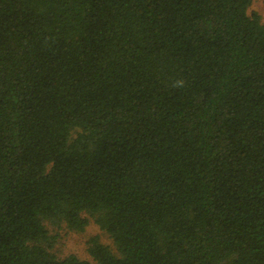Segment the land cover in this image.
I'll return each instance as SVG.
<instances>
[{
	"label": "trees",
	"instance_id": "16d2710c",
	"mask_svg": "<svg viewBox=\"0 0 264 264\" xmlns=\"http://www.w3.org/2000/svg\"><path fill=\"white\" fill-rule=\"evenodd\" d=\"M252 1L0 0V264H264Z\"/></svg>",
	"mask_w": 264,
	"mask_h": 264
},
{
	"label": "rangeland",
	"instance_id": "374dc122",
	"mask_svg": "<svg viewBox=\"0 0 264 264\" xmlns=\"http://www.w3.org/2000/svg\"><path fill=\"white\" fill-rule=\"evenodd\" d=\"M259 15L261 22L264 24V0H253L249 9ZM51 235L56 238V243L52 248V253L58 259L75 255L81 260L90 261L87 253V241L91 237H98L99 241L109 247L115 253L111 239L91 220L82 232L67 231L63 226H55L50 223L46 224Z\"/></svg>",
	"mask_w": 264,
	"mask_h": 264
},
{
	"label": "clouds",
	"instance_id": "9594fccd",
	"mask_svg": "<svg viewBox=\"0 0 264 264\" xmlns=\"http://www.w3.org/2000/svg\"><path fill=\"white\" fill-rule=\"evenodd\" d=\"M184 83L185 82L183 80H177V81L174 82L173 87H177V88L183 87Z\"/></svg>",
	"mask_w": 264,
	"mask_h": 264
}]
</instances>
